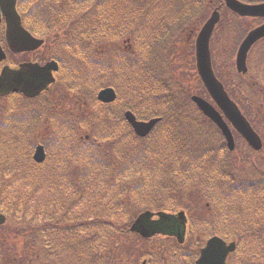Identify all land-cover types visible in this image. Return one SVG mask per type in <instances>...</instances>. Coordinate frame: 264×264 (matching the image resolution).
Wrapping results in <instances>:
<instances>
[{
    "label": "trees",
    "instance_id": "obj_1",
    "mask_svg": "<svg viewBox=\"0 0 264 264\" xmlns=\"http://www.w3.org/2000/svg\"><path fill=\"white\" fill-rule=\"evenodd\" d=\"M204 5L18 0L25 26L58 46L61 84L83 107L54 120L55 110L34 108L35 100L14 93L0 98V211L16 221L8 224L31 252L12 260L0 244V264H123L119 239L132 235L134 217L126 221L130 207L123 201L132 198L143 205L135 216L178 208L193 213L192 206L204 202L210 215L193 214L192 232L203 227L206 239L217 234L236 240L233 264H264V147L256 152L247 146L240 164L191 96L181 99L185 91L168 52L192 17H204ZM218 5L225 17L221 0L207 8ZM24 55L9 53L6 62ZM105 86L116 88L114 104L97 100ZM127 109L139 119H162L139 137L124 117ZM40 118L51 126L41 139L43 163L33 159ZM202 245L192 249L173 241L150 254L149 264H194Z\"/></svg>",
    "mask_w": 264,
    "mask_h": 264
},
{
    "label": "water",
    "instance_id": "obj_2",
    "mask_svg": "<svg viewBox=\"0 0 264 264\" xmlns=\"http://www.w3.org/2000/svg\"><path fill=\"white\" fill-rule=\"evenodd\" d=\"M227 7L241 16L264 17L263 3H245L240 0H224ZM4 16L6 21V41L9 49L22 52L39 48L44 40L33 36L23 25L22 18L17 11V0H0V20ZM220 20V13L216 9L203 25L196 39V62L201 79L217 107L205 98L194 95L192 99L197 103L202 112L211 118L222 130L231 150L235 148L233 131L227 120L243 136L248 144L255 150L263 146L262 138L244 116L238 105L231 99L223 83L217 78L210 50V40L216 24ZM264 37V23L251 30L242 41L237 52V68L239 72H247V58L252 46ZM7 58V54L0 42V61ZM58 69L56 61L52 60L44 65L33 62L20 63L18 67L4 65L0 73V96L12 92H21L28 97H35L45 90L53 81V71ZM98 97L103 102H112L116 99V91L111 88L102 89ZM135 132L146 136L155 127L160 118L148 121L138 120L136 115L127 111L125 114ZM227 120H226V119ZM46 157L44 147L39 145L34 154L38 162ZM153 213H142L132 224L131 230L143 237H150L156 233L176 235L179 241H184L186 234L187 217L184 211L176 215L159 213V219H153ZM6 222V216L0 213V225ZM235 241L226 242L219 236L211 237L201 249L197 264H229L228 255L235 251ZM146 264V261L143 262Z\"/></svg>",
    "mask_w": 264,
    "mask_h": 264
},
{
    "label": "rangeland",
    "instance_id": "obj_3",
    "mask_svg": "<svg viewBox=\"0 0 264 264\" xmlns=\"http://www.w3.org/2000/svg\"><path fill=\"white\" fill-rule=\"evenodd\" d=\"M211 1L212 0H204V4L206 5H204L205 12L203 13L204 17L202 19L198 18L195 20L192 19V17L189 26L177 35L178 37L176 41H174L173 38V40L171 39L172 42L170 41V45L172 46L168 52L170 60L175 68V78L180 81V84L183 86L181 89L186 93L183 92L180 94L181 99H184L185 97L187 98L188 95L193 93L205 97L207 96L196 73L194 44L199 30L210 15L211 10L210 8H207V5H209ZM256 24L257 20L255 18H245L240 21L231 16L228 12L225 14L222 25H219L213 34L211 47L216 72L227 83V88L232 97L238 102L240 108L249 120L253 122L252 124L255 129L261 134L264 140V111L261 109H264V107H262L264 106V41L256 44L251 50L248 56L249 72L247 75L240 76L235 69L238 47L243 40V37L249 31L248 29ZM124 44H128L126 39L124 40ZM57 48L58 46L56 44L49 43L38 51L24 55L23 59L19 58V60L23 61L24 59H31L32 61H38L43 64L49 60L50 57L56 55ZM14 59L18 60V58ZM242 77L244 79H242ZM241 79L244 81L246 80L249 86ZM36 101L44 108L49 107L57 112H66L67 114H77V112H79V103H76L75 98L67 97V90L64 88L61 90L53 88L49 92L40 96ZM4 102H7V100L4 99ZM247 107L249 111L248 109H245ZM47 130L49 133L51 126H46V123L42 122L37 130L38 138L43 139L47 134ZM248 152L247 146L243 140L236 137V148L234 153L240 164L244 163L245 155ZM245 162L247 163V160ZM135 199L132 198L130 201H123L128 204V207H130L128 210L130 215L127 216L128 220L126 221L130 220L129 217L131 215L132 217L134 216V220L137 216L133 215L134 211L143 206L140 199ZM157 199L158 195L151 197L148 200ZM192 207L194 209L193 213L185 209L189 214L190 220L192 219L193 214L203 215L206 213V215H210V211L205 210L204 202H201L198 205L194 204ZM9 222L16 221L9 219L8 223ZM12 224L13 223H10L6 227L3 225L2 228H0V238L4 239L0 244L8 257L13 260L14 258L18 259L23 255H30L31 252L25 250L27 249L25 246V240L21 235H18V233L11 229V226H13ZM192 228L194 232L189 228L186 243L190 245L192 249H196L198 245H202V242L206 240L204 236L205 232L203 227L195 228L193 226ZM192 233H195L193 237L191 235ZM198 239H200V242ZM173 241L176 240L171 237L168 239V237L164 236L141 238L137 234H132L122 237L119 239L120 247L123 249L121 253L122 263L141 264L144 259H148L149 261L150 254H154L159 248H164L167 244H170ZM239 257H241V255ZM231 260L233 264V258H231ZM240 260L239 262L237 261V264L240 263Z\"/></svg>",
    "mask_w": 264,
    "mask_h": 264
},
{
    "label": "flooded vegetation",
    "instance_id": "obj_4",
    "mask_svg": "<svg viewBox=\"0 0 264 264\" xmlns=\"http://www.w3.org/2000/svg\"><path fill=\"white\" fill-rule=\"evenodd\" d=\"M220 7H217V8H220V10H221V22H220V24L223 22V19H222V10L224 9L221 5H219ZM260 23H258V24H256V25H259ZM253 26H251L248 30H251V28H252ZM27 52V51H26ZM31 52V51H30ZM29 52V53H30ZM29 53H22V54H29ZM20 58H22V57H20ZM19 62H20V60H19ZM196 263V262H195Z\"/></svg>",
    "mask_w": 264,
    "mask_h": 264
}]
</instances>
